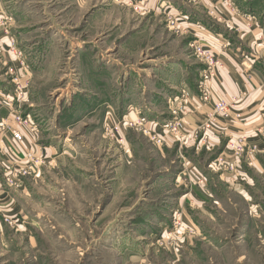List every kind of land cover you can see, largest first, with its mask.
<instances>
[{"label": "crops", "instance_id": "obj_1", "mask_svg": "<svg viewBox=\"0 0 264 264\" xmlns=\"http://www.w3.org/2000/svg\"><path fill=\"white\" fill-rule=\"evenodd\" d=\"M43 1L0 0V15L9 17V36L15 40L17 49L23 52L27 65V69L22 70L16 57L9 54V37L3 34V26L0 25V98L14 90L5 74L6 66H13L21 80L29 85L22 111L33 112L34 119L39 122L36 138L21 130L26 150L46 155L57 167L66 166L67 158L84 149V146H77V142L69 140L71 129L85 123L88 117L99 118L96 122H102L103 126L113 121L122 123L142 119L163 137L164 145L156 149L159 161L153 169L149 165L146 175H133L134 166L139 163L133 157L138 146L130 140L131 131L122 127L119 136L123 143L118 144L123 160L109 177L105 202L95 216L96 222L102 216L107 220L104 227L91 228L87 251L82 250L80 242H71L64 236L65 227L61 228L65 230L60 235L61 226H49L50 209L45 210V217L41 210V219L26 212L19 196L27 195V185L7 188L0 168V218L4 210L9 216L22 215L25 219L20 231L11 230L0 220V264H70L72 256L73 264L76 257L79 264L83 256L90 264H163L161 258L165 259L167 254L157 253L153 244L156 235L168 227L171 210H181L187 221L193 224L194 216L205 217L206 214L214 217L213 208L224 210L223 199L210 190V183L205 179L207 169L229 189L240 187L223 169L225 173L214 168V160L209 161L212 156L216 154L226 162H232L227 143L244 138L247 145L242 157L244 166L262 171L258 158H264L260 152L264 148V1L121 0L126 5L120 7L107 0L110 4L104 6H110L116 16L124 17L127 25L130 24L127 21L129 12H136V15L132 14L136 16L133 24L137 29L124 35L111 33L105 38L111 43L116 40L120 53H107L99 45V53L97 50L78 53V50H86L84 41L74 39L68 28L57 20L56 16L60 14H51ZM73 4L69 9L82 12L93 8L94 15L98 13V0H74ZM66 6L65 0H61L58 10L65 11ZM166 17L177 19L175 33L168 31L167 26L162 27L161 21L165 18L166 22ZM34 20L38 21L33 23ZM105 22L106 26L110 24L109 19ZM164 34L166 38L172 37L168 52L159 45ZM151 39L154 48L161 51L147 53L145 46ZM193 42L211 51L223 64L216 78L207 84L211 98L207 104L200 101L199 75L203 66L190 51L189 45ZM91 45L95 44L90 42L89 47ZM126 47L134 53H124ZM65 49L75 53H63ZM135 56L136 64L132 63ZM71 61L75 75L71 73ZM60 66L61 69L65 67L62 74ZM61 82L64 83L62 86H56ZM68 95L71 96L67 98ZM233 98L237 100L235 109L240 118L220 119L217 125L205 132L206 139H202L203 133L195 130L212 114V103ZM130 106L137 109L131 111ZM7 113V108H0V118ZM175 117L184 123L181 141L162 132L161 126ZM132 132L139 133L137 130ZM66 141L70 143L68 146ZM109 141L114 145L112 140ZM5 144L9 146L8 142ZM252 147H256V153L250 152ZM200 153L209 157L199 158ZM168 156L172 160L165 161ZM241 164V160L236 162L235 179L241 176L245 180V173L240 174ZM0 165H3L1 158ZM185 173L188 177H184ZM133 177L139 180L137 184L149 189L151 197L148 200L138 197L130 209H124L125 205H122V210H115V203L131 202L128 197L134 191L131 188ZM185 178L193 182L191 187L186 185ZM200 178L204 179L203 186L197 184ZM37 181L29 179L26 182L35 184ZM90 186L96 193L101 189L96 178ZM159 187L168 189L160 191ZM56 229L59 231L55 232ZM69 229L67 233L74 235L82 232L81 226ZM55 234L58 236L51 237ZM193 243H188L183 249L182 253L188 258H192Z\"/></svg>", "mask_w": 264, "mask_h": 264}, {"label": "rangeland", "instance_id": "obj_2", "mask_svg": "<svg viewBox=\"0 0 264 264\" xmlns=\"http://www.w3.org/2000/svg\"><path fill=\"white\" fill-rule=\"evenodd\" d=\"M59 1L61 0H45L43 2L44 5L46 2L47 6L50 8L51 14L55 16L60 14L59 16H56L57 20L62 23V25H65L66 28H68V31L71 32V36L74 39L80 38L82 41H84L86 50H78V53H92L94 50H97V53H99V48L103 49L105 52L107 51V53H120L118 52L117 41L114 40L111 43V41L105 40L107 35H110L111 33L124 35L132 29H137V25L133 24V20L136 18V16H134V14L136 15L135 11L132 10V12H129L127 15V21L130 23L127 25V23L124 22V17L120 15L116 16L115 13H112L113 11L110 6H106L110 8H106L104 6L110 4L109 2H106L107 0H98V13L96 15H94L93 8H87V10L82 12L73 10V8L69 9L70 7L74 6V0H65L67 4L66 10H58ZM108 1L114 5H119L120 7L126 5L124 3L115 4L111 0ZM128 5L131 7V9H133L131 3H128ZM63 13H65V15L61 18ZM120 13L124 14V12ZM254 17L256 16L254 15ZM169 18L170 17H166V22L165 18L161 21L163 24L162 27L167 26L168 31L175 33L176 29L170 28L168 25ZM106 19H109L110 21V24L107 26L105 22ZM113 19H115L114 22ZM257 19L258 18L256 17V20ZM37 21L38 20H34L33 23ZM92 22L96 25L93 26ZM95 27H98L99 29H93ZM169 36L166 38L164 34L162 42L159 43L163 51L165 49L167 52L169 51L168 46L170 40L172 39V37ZM90 42L96 46L91 45V47H89ZM97 45L100 47L98 48ZM145 49L147 53L161 51L160 48H154V42L152 39L151 42H147ZM69 50L70 49H65L63 53H75L72 52L73 50L71 52ZM124 53H134V50L129 51V49L126 47V51ZM134 62H136V56L132 63ZM127 63H131V61ZM72 64L73 61H71L70 64L73 67ZM64 68L61 69L60 66L59 71L61 74L62 71H65ZM73 72V75H75L76 72L74 67L73 69L71 68V73ZM58 84L59 83H56V86H62L64 83L61 82L60 85ZM70 90L71 88L69 89V92L72 91ZM69 96L71 95H68L67 98H69ZM135 109H137L135 106L129 107V110L131 111H134ZM24 114H29L39 126V122L34 119L36 116L33 114V112H27ZM97 119L99 118L88 117L85 120V123H82L80 126L74 125V127L71 129L69 140L77 142L79 144L77 146H84V149L79 153H75L74 157L72 156L71 158H67L66 166H54V168L48 170L44 169L41 172L39 178L34 180H38L35 184L26 182L29 180L28 178H23L17 183V188H21V184L27 185V195L25 196L23 194L19 196L20 202L26 209V212H30L31 216L36 218V216L40 217L43 211L45 217V210L50 209L48 218L49 226H61L60 229L65 227L66 230H60L62 233H60V235H63V231L65 230L66 232L64 236L71 242H80L82 250H85L86 247L90 245L89 240L92 236L90 232L91 228L95 226L102 228L105 226L107 218L105 216L99 217L97 218L96 222L95 216L105 202L106 193L108 190L107 181L109 177H111V174L115 172L117 164L123 160L121 157V153L123 152L121 150L120 144H118L120 143V137L115 134V127H117L119 133H121L122 123L113 121L112 123L103 126L102 122H96ZM95 129H98V131ZM106 129H108V131H112L114 136L111 137ZM125 129L131 131L129 136L132 137V139L130 138V140L134 146H138L136 154L133 153V157L135 160H137L135 162L139 163H136L134 166L133 175L137 173L146 175L145 171H148L147 169L149 168V165H151L150 169H153V165L157 164V161H159L156 149L160 146L150 142L142 135V132L138 128L127 126ZM136 130L139 131V133L132 132ZM109 140H112L114 145H112ZM69 144V141H66L65 145L68 146ZM110 149H112V151ZM199 156V158L205 159L209 157V155L204 156L202 153H200ZM218 158L219 156L215 154V156H212L209 161H215ZM258 159L259 163L261 164L262 171L252 170L246 166V164L244 166L243 160H241L242 166L240 169V174L245 173L246 179L243 180L241 176L234 179L235 184L240 185V187L233 188L232 190L224 184H221V182L218 181L217 176L214 173H210V171L207 169V175H205V179L210 183V190L213 193L219 195V198L223 199L222 205L224 210L217 211L213 208L212 214L214 217L207 216L206 214L205 217L194 216L193 219L195 224L188 222L183 212V222L194 225L200 233L199 237L193 240L195 245L193 247L194 252L192 254V258H188L182 253L184 248L179 253L174 254L167 251L166 249L157 248L154 243L153 247L156 249L157 253L167 254L165 259L161 258L163 260V264H264V158L259 157ZM170 160H172L171 156H168L165 159V161ZM161 162L164 164L163 161ZM74 166L77 168H74ZM214 168L218 169L219 173L224 172L222 171V168L221 170L216 166ZM155 171L157 170H151V172ZM260 172H263V174ZM227 173L229 174V177L232 178L233 173ZM185 176L188 177L186 173L184 174V177ZM95 178L101 186V189L98 191V193H96L95 190H93V188L90 186L91 181H95ZM138 181L139 180H135L133 177V186L131 185V188L134 191L131 197H128V199L130 198L131 202L128 201L123 204L115 203V207L117 206L115 210H122V205H125L124 209H130V206L134 204L138 197L140 199L146 198V200L151 197L148 192L149 189L147 190L146 186L137 184ZM184 182H186V185L189 187H191V183H193L189 182L188 179L186 180V178ZM7 188L13 189L12 187ZM165 189H168V187H159L160 191ZM246 199L248 200L246 201ZM47 200H49L48 204H46ZM176 210H171L170 223L165 229L171 226L172 213ZM3 215H6L4 210L0 218L2 224L7 225V227L13 231L22 230V226L25 224V219L22 215L15 217L10 215L13 216L17 221L16 228L4 223L2 221ZM75 225L81 226L82 232H79L75 235L73 233H67L70 231V229L67 230L68 227H73ZM165 229H163L159 235H156L157 238L163 233ZM58 231V229L55 230V232ZM56 236L58 235L55 234L51 237ZM70 259L72 262L70 264H73V256ZM75 260V264H78L77 257ZM87 261L88 260L83 256L82 261L79 264H90V262ZM103 261H105L104 257ZM109 262H111V258H109ZM114 263H117V261L114 260Z\"/></svg>", "mask_w": 264, "mask_h": 264}, {"label": "built area", "instance_id": "obj_3", "mask_svg": "<svg viewBox=\"0 0 264 264\" xmlns=\"http://www.w3.org/2000/svg\"><path fill=\"white\" fill-rule=\"evenodd\" d=\"M115 4H121V0H111ZM177 19L170 17L168 19V25L170 28L177 29ZM9 17L6 15H0V25L3 26V34L9 37V54L16 57L18 65L22 70L27 69L24 54L21 53L16 46L15 40L9 36ZM192 55L202 64L203 69L199 75L200 78V101L204 104L211 102L208 91L206 89L207 84L216 78L217 74L223 68L221 61L214 56L211 51L204 48L202 45L193 42L189 45ZM5 74L9 77L13 84V92L10 95H5L0 98V108H7L8 113L5 117L0 118V158L2 159V178L4 184L7 187L16 188L17 183L23 179L28 178L36 180L39 178L41 172L44 169L54 168L55 163L46 155H37L26 150L23 146L24 137L21 130L26 131L33 137H38L39 126L35 123L29 114L23 113V106L27 102V90L28 83L21 80V76L18 71L10 65L6 66ZM183 102H184V97ZM213 104V112L207 116L201 127L195 132H202V139L205 138V132L210 130L212 126L217 125L220 119L229 120L232 116L236 119L240 118V115L236 113L237 100L231 101L216 100ZM181 111H184L183 108ZM184 123L182 119L173 118L171 121L164 123L161 126L164 135H171L174 138L183 140L182 127ZM135 127L138 128L144 137L157 146L163 145V137L158 135L153 126H149L148 122L137 119L134 122H122V127ZM108 131V129H106ZM115 134L119 136V130L115 127ZM111 137L114 136L112 131H108ZM197 133H194L196 135ZM10 137V138H9ZM9 138V139H8ZM119 142L122 143L123 139L120 137ZM9 143V146L5 144ZM246 140L244 138L238 139L232 143H227V148L231 151L232 162H226L224 158L220 157L216 159L212 164L224 171L233 173L232 182L235 179V172L237 170L236 162L242 160L246 149ZM251 153H256V147L250 149ZM264 155V148L260 151ZM216 164V165H215ZM197 184L203 186L204 179L197 180ZM5 213V211H4ZM15 217V216H14ZM12 216L3 215L2 221L9 226L16 228L17 221ZM199 230L191 224L183 222V212L176 210L172 213L171 226L163 231V233L154 241L155 246L160 249H166L174 254L179 253L185 245L193 242L194 239L199 237Z\"/></svg>", "mask_w": 264, "mask_h": 264}]
</instances>
